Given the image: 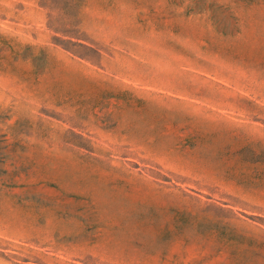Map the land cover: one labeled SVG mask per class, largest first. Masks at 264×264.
Listing matches in <instances>:
<instances>
[{"label": "rangeland", "instance_id": "obj_1", "mask_svg": "<svg viewBox=\"0 0 264 264\" xmlns=\"http://www.w3.org/2000/svg\"><path fill=\"white\" fill-rule=\"evenodd\" d=\"M0 264H264V0H0Z\"/></svg>", "mask_w": 264, "mask_h": 264}]
</instances>
